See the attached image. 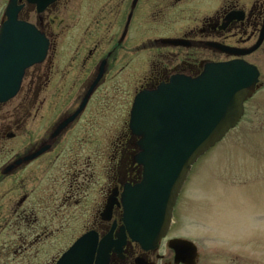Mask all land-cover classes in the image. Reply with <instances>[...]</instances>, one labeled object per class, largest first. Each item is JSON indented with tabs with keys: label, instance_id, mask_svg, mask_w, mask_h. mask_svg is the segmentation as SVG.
Listing matches in <instances>:
<instances>
[{
	"label": "flooded vegetation",
	"instance_id": "flooded-vegetation-1",
	"mask_svg": "<svg viewBox=\"0 0 264 264\" xmlns=\"http://www.w3.org/2000/svg\"><path fill=\"white\" fill-rule=\"evenodd\" d=\"M71 3L0 0V27L11 8L45 45L43 60L26 70L16 96L0 103V264H56L84 236L95 246L91 264H208L193 241L171 235L174 220L154 248L129 237L122 197L142 178L130 113L141 92L172 78L194 79L206 65L244 61L260 74L252 59H264V0H99L84 33L69 36L74 22L64 25L60 13ZM123 86L130 87L120 102L125 123L99 149L111 146L116 159L111 173V165L99 169L103 184L93 198L95 167L85 152L93 140L85 126L93 124L87 121L93 105L108 101L110 91L120 95ZM173 240L194 250H176ZM215 259L212 264H223L221 256ZM238 260L228 257L229 264Z\"/></svg>",
	"mask_w": 264,
	"mask_h": 264
},
{
	"label": "water",
	"instance_id": "water-1",
	"mask_svg": "<svg viewBox=\"0 0 264 264\" xmlns=\"http://www.w3.org/2000/svg\"><path fill=\"white\" fill-rule=\"evenodd\" d=\"M7 15L0 27V103L17 94L26 70L41 62L45 52L32 27L18 22L11 8ZM258 82L255 66L230 61L206 65L194 79L172 78L136 96L129 127L139 138L135 161L142 179L122 197L123 221L132 240L150 249L165 236L192 166L236 127ZM90 240L79 239L56 264H91L95 246ZM189 243L173 240L169 246L182 250L193 245Z\"/></svg>",
	"mask_w": 264,
	"mask_h": 264
},
{
	"label": "rangeland",
	"instance_id": "rangeland-1",
	"mask_svg": "<svg viewBox=\"0 0 264 264\" xmlns=\"http://www.w3.org/2000/svg\"><path fill=\"white\" fill-rule=\"evenodd\" d=\"M86 1L88 4L81 5L83 8L78 0L61 7L64 25L74 22V27L68 30L69 36L84 33L86 23L98 15L99 0ZM252 60L260 66V88L245 103L238 125L192 166L174 211L171 235L180 234L193 241L208 264L216 261L217 256L222 257L223 264H229V256H236L241 264L247 262L246 258L249 262L252 260L251 264H264V59L257 56ZM129 69H125V75ZM129 91L130 87L123 86L122 95L116 97H111L110 91L108 101L102 99L101 105H93L90 110L91 119L87 121L93 124L85 128L91 130L89 138L93 141L91 147L84 149L95 167L97 184H93V198L96 188L103 184L99 169L106 164L113 165L116 159L112 160L111 146H105L100 152L99 149L119 136H116L118 129L125 123L120 102ZM112 165L108 168L110 173ZM73 237L56 248V256L68 248Z\"/></svg>",
	"mask_w": 264,
	"mask_h": 264
}]
</instances>
